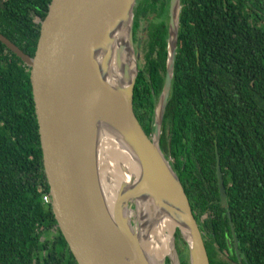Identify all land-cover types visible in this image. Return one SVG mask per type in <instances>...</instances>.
<instances>
[{
  "label": "trees",
  "instance_id": "1",
  "mask_svg": "<svg viewBox=\"0 0 264 264\" xmlns=\"http://www.w3.org/2000/svg\"><path fill=\"white\" fill-rule=\"evenodd\" d=\"M169 2L133 6L132 107L147 136L166 77ZM49 3L0 0V34L30 58ZM179 5L158 146L188 199L209 264H264V0ZM47 194L29 69L0 43V264H77L42 202ZM174 238L179 264H188L178 230Z\"/></svg>",
  "mask_w": 264,
  "mask_h": 264
},
{
  "label": "water",
  "instance_id": "2",
  "mask_svg": "<svg viewBox=\"0 0 264 264\" xmlns=\"http://www.w3.org/2000/svg\"><path fill=\"white\" fill-rule=\"evenodd\" d=\"M112 1L115 0H50L46 16L39 22V37L32 58L0 34V43L29 69L50 210L77 264H150L133 230L138 219L135 193L132 190L120 191L110 215L100 192L95 161L94 126L101 119V115L105 117L108 111L111 114L112 104H115L118 109L116 116L138 157L143 187L168 200L186 229L187 236L180 226L175 227L187 245L188 264H209L188 199L158 146L175 56L179 0L169 2L166 77L159 98L160 102L164 95V105L159 122L156 116L157 107L155 109L154 131L151 136L144 133L132 107L137 75L132 44L135 0H127L130 11L128 40L134 62L133 75L115 101L112 95L109 97L102 90L94 49L98 41L107 37L108 22L103 15L106 6ZM174 2L177 15L174 46L170 57ZM215 169L219 202L224 206L226 195L218 157ZM130 203L134 204L135 211ZM127 209L137 215L133 219V225L125 217ZM227 218L236 249L228 212ZM173 238L174 235L172 242ZM168 261L171 264V260Z\"/></svg>",
  "mask_w": 264,
  "mask_h": 264
},
{
  "label": "bare ground",
  "instance_id": "3",
  "mask_svg": "<svg viewBox=\"0 0 264 264\" xmlns=\"http://www.w3.org/2000/svg\"><path fill=\"white\" fill-rule=\"evenodd\" d=\"M127 0H115L106 8L103 18L106 26V39L98 41L94 49V60L100 69L102 90L113 100L120 95L133 75L134 62L128 40L130 22ZM169 53L172 55L175 39L177 6L173 4ZM164 105V95L156 110L159 122ZM111 114L95 122L94 142L95 161L102 200L107 212L112 215L113 206L120 191L135 193L138 219L133 228L143 253L150 264H164L165 256L174 258L172 236L175 227L180 226L187 236L186 229L177 218L173 205L163 197L143 187L138 157L130 146L127 135L116 114L118 109L112 104ZM136 192H138L136 194ZM134 219L135 214L125 211V217ZM137 217V216H136Z\"/></svg>",
  "mask_w": 264,
  "mask_h": 264
},
{
  "label": "rangeland",
  "instance_id": "4",
  "mask_svg": "<svg viewBox=\"0 0 264 264\" xmlns=\"http://www.w3.org/2000/svg\"><path fill=\"white\" fill-rule=\"evenodd\" d=\"M133 50H134V47H133ZM134 56H135V60H136V63H137V58L138 57L135 55V52H134ZM139 59H140V57H139ZM158 105H159V103H157V106L156 107H158ZM131 204H133V203H130L129 205L132 207V210L135 211L134 204L133 205H131ZM135 216H137V215L135 214ZM130 225H133V218L130 219ZM176 229L177 228L174 229V233L176 232ZM174 233H173V235H174ZM173 250H174V254H173L174 258H172L170 256H165L164 257L165 259L163 260V263L164 264H166V260H169V259L171 260V264H175L176 261H178V264H179L180 252H182V249H181L180 245L177 246V243H176V241H175L174 238H173Z\"/></svg>",
  "mask_w": 264,
  "mask_h": 264
},
{
  "label": "built area",
  "instance_id": "5",
  "mask_svg": "<svg viewBox=\"0 0 264 264\" xmlns=\"http://www.w3.org/2000/svg\"><path fill=\"white\" fill-rule=\"evenodd\" d=\"M42 202H43V204H45V205H49V203H50V198H49V195L47 194V195H43V197H42Z\"/></svg>",
  "mask_w": 264,
  "mask_h": 264
},
{
  "label": "flooded vegetation",
  "instance_id": "6",
  "mask_svg": "<svg viewBox=\"0 0 264 264\" xmlns=\"http://www.w3.org/2000/svg\"><path fill=\"white\" fill-rule=\"evenodd\" d=\"M233 243H234V241H233Z\"/></svg>",
  "mask_w": 264,
  "mask_h": 264
}]
</instances>
